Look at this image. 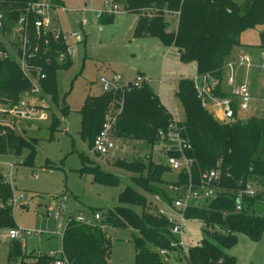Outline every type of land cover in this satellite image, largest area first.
<instances>
[{"label":"trees","instance_id":"1","mask_svg":"<svg viewBox=\"0 0 264 264\" xmlns=\"http://www.w3.org/2000/svg\"><path fill=\"white\" fill-rule=\"evenodd\" d=\"M31 1L0 0V14L6 18L1 34L9 39L5 46H0V106L13 108L22 101L31 105L34 99H42L43 102L47 99L48 106L40 108L53 112L60 108L57 73L72 66L65 45L29 26L25 65L31 70L26 72L16 56H11L17 52L21 57V43L18 38L14 39V33L21 14L27 12V3ZM114 1L123 6L126 13L138 17L134 39L155 38L162 46L174 48L182 64L196 65L199 78L221 79L232 53L242 46V35L264 27V0H245L242 4L234 0ZM55 2L60 4L58 0ZM172 15H177L178 26L176 31L169 32L166 18ZM261 41L264 49V33H261ZM6 55L9 57L3 58ZM43 75L45 78L40 79ZM29 77L39 80L41 92L37 97L31 96L33 84ZM228 95L216 93L222 98ZM120 97L123 98L121 109L113 115L117 116L113 127L115 138L155 148L160 143L159 133L167 132L174 119L149 86H133L115 93L87 97L81 110L82 139L93 148L94 140L111 116L108 114L111 103ZM176 98L184 112V121L177 124L191 146L186 157L194 161L190 172H178L177 181L167 182L165 174L173 171L168 164L151 159L148 165L117 161L115 167L131 174L134 185L121 194L120 206L102 214L100 221L79 224L73 219L67 223L62 234L61 256L68 264H111L112 246L104 232L105 227L129 228L137 233L133 235L135 264H167L158 250H172L174 237L170 233V225L150 208V202L137 187L171 203L170 195L156 185L183 186L192 181L199 186L207 181V175L212 171L221 176L216 198L201 203L186 214L189 221L199 220L205 225V237L200 246L189 247L188 258L178 255L174 260L184 259L187 264H235V259L225 251L237 244L238 235H245L253 242L261 240L264 234V118H239L233 124L220 123L202 107L192 79L179 81ZM53 113L50 130L55 131L61 126V121ZM69 113L65 106L62 114L67 116ZM7 120L11 126L0 124V155L18 157L23 149L29 148L30 155L25 164L30 165L34 146L15 134L16 118ZM165 156L180 157L171 151ZM82 172L92 175L94 182L101 185L113 187L119 184L118 178L104 173L98 166L88 167ZM249 182L255 185V197L246 195ZM12 195L10 185L0 173V205L4 206L0 210V228L5 230L17 228L12 207L8 204ZM132 206L143 208V214H137ZM238 206L242 208L240 212L237 211ZM95 214L97 212L93 217ZM8 258L9 264H52L57 257L28 255L21 242L11 241Z\"/></svg>","mask_w":264,"mask_h":264},{"label":"rangeland","instance_id":"2","mask_svg":"<svg viewBox=\"0 0 264 264\" xmlns=\"http://www.w3.org/2000/svg\"><path fill=\"white\" fill-rule=\"evenodd\" d=\"M58 1L66 10L65 13L59 10L62 29L68 33H78L83 39L78 45L71 41L72 66L57 73L60 108L54 109L53 112L61 121V126L55 131L50 130L54 113L41 110L40 107L48 106L45 99L41 105L38 104L39 112L33 120L17 118V124L14 126L15 134L34 146L32 163L25 164L30 155L29 148L23 149L18 157L0 155V173L10 185H16V189H11L13 195L10 198L11 202L13 196L18 199L17 206H11L16 227L31 233L21 241L25 252L36 257L46 255L54 258H59L62 254V234L69 221L80 215L86 220H92L94 213L102 216L120 206L121 194L127 187H132L133 183L131 174L115 167L117 161L142 162L148 165L151 159L156 163L167 164L166 153L162 149L157 151L156 148L152 149L141 142L120 141L116 138V149L108 156H100L82 139L81 110L87 97L102 95L100 78L119 74L124 80L132 82L146 71L151 78L148 86L160 97L163 106L176 123L184 120L183 109L176 98L178 82L181 79L194 80L197 77L195 64L183 65L176 53L163 48L157 39H134L137 16L122 10L108 18L110 22L99 21L98 14L105 9L109 0ZM234 1L242 4L245 0ZM112 18L114 20L111 23ZM166 23L167 30L173 31L176 19L166 18ZM261 33H264V27L245 32L241 37L247 48L246 53L254 65L253 69L243 73L245 81L242 83L248 85L253 101L247 112L240 113L241 120L251 117L264 118V49ZM8 40L0 39V46H5ZM33 81L36 84L38 79ZM122 100L121 97L115 98L111 103L109 115L119 112ZM65 106L70 110L67 116L62 114ZM43 115L46 118H43ZM12 117L8 107H0L1 125L11 126L7 119H14ZM158 146L160 144L156 147ZM11 165H15L14 171H11ZM95 166L118 178L119 184L113 187L101 185L94 182L92 175L82 172L83 169ZM177 178L178 172L175 171L164 176L167 182H175ZM156 187L164 189L170 195V185ZM137 188L150 202V208L155 211V196ZM21 197L23 200H20ZM3 208L4 206L0 205V210ZM131 209L139 215L144 212L143 208L137 206H132ZM186 226V241L190 243L188 246H200L205 237V225L197 220L190 221ZM10 230L12 229L0 228V264H9L11 241L7 238V233ZM104 232L111 241V264H135L133 235L137 233L129 228L111 227H105ZM153 250L157 251L156 248ZM225 252L235 259V264H264V234L259 242H253L245 235H238L237 244ZM163 258L167 264H187L184 259L175 261Z\"/></svg>","mask_w":264,"mask_h":264},{"label":"built area","instance_id":"3","mask_svg":"<svg viewBox=\"0 0 264 264\" xmlns=\"http://www.w3.org/2000/svg\"><path fill=\"white\" fill-rule=\"evenodd\" d=\"M27 12L21 14L16 31L14 33V39H19L21 43V57L17 52H13L17 58V62L20 63L23 69L28 72L31 70L25 65L26 48L28 45L27 29L29 26H33L38 33L49 34L53 37L55 42H61L67 48V55H71V41L78 45L82 42V37L78 33L66 32L61 28V22L59 17V10L66 12L63 5L57 4L55 0H32L27 3ZM125 11L124 7L115 3L114 0H109V3L105 5V9L98 14V19H108L115 14H119ZM126 12V11H125ZM6 24V18L3 14H0V31ZM102 32V29L99 30ZM0 57L2 54L0 53ZM6 55L3 58H8ZM262 59L264 60V50L262 52ZM254 67L252 59L247 55H241L238 57L235 64L227 63L225 65V71L228 69L229 74L225 76V73L221 79L212 78L210 76L197 77L195 81V89L198 100L201 102L202 107L211 112L215 118L222 124H233L239 119L238 112H247L252 102L251 92L246 83L237 84L236 69L250 70ZM28 69V70H27ZM260 69V68H259ZM264 71V69H263ZM29 76V75H28ZM30 78V77H29ZM45 75L40 79H44ZM31 79V78H30ZM33 84V90L31 96L37 97L41 92L39 86V80L34 83V78L31 79ZM151 83V78L139 75L134 81L128 82L124 80L123 76L114 74L111 77H102L99 80V84L103 93H115L122 91L125 88H129L132 84L138 88L148 86ZM229 88V89H227ZM227 93L228 97H217L216 93ZM43 100H33V103L29 105L27 102L22 101L16 107H8L9 114L13 118H21L26 120H33L36 117L38 104H42ZM3 107V106H0ZM219 107L221 109L222 119L219 120L214 112V108ZM236 108V111L234 110ZM236 112V113H235ZM43 118H46L43 115ZM117 116H109L104 125L102 131L94 140L93 151L100 156H108L112 151L116 149L115 136L113 135V127L116 123ZM160 146L155 147L156 150L162 149L164 153L176 152L180 155L179 158L167 157V164L171 170L175 172H181L186 170L188 173L194 163L192 159L186 157V153L191 150L189 141L183 136L182 129L178 126L177 122L171 124L167 132H160ZM11 171H14L15 165L10 166ZM7 183H10L7 180ZM12 183V182H11ZM221 184V176L212 171L207 175V181L196 186L190 181L187 185L176 186L171 185L169 188L171 203H167L160 196L153 198V204H157L156 213L159 217L165 218L170 225V233L174 237L171 243L172 250H159V254L162 257L171 258L174 260L175 256L180 255L181 258H188L189 246L186 241V225L190 221L186 218L187 212L199 206L201 203L212 201L216 198V192ZM13 186V188H12ZM11 189H16L15 184L10 185ZM255 185L249 182L246 190V195L249 197L256 196ZM241 195L239 194V198ZM23 200V197L20 198ZM10 206H17L18 199L10 201ZM165 205V206H164ZM162 206V208H158ZM242 210L241 206L237 207V211ZM59 217V214H57ZM102 219L101 214L97 213L93 217V221H100ZM79 224L90 222L91 219L86 220L82 215L75 218ZM220 232V228L217 227ZM31 233L14 228L7 233V238L10 241H22L24 238L29 237ZM53 264H68V262L60 256L56 258Z\"/></svg>","mask_w":264,"mask_h":264},{"label":"crops","instance_id":"4","mask_svg":"<svg viewBox=\"0 0 264 264\" xmlns=\"http://www.w3.org/2000/svg\"><path fill=\"white\" fill-rule=\"evenodd\" d=\"M169 17H172V18H175L176 19V24H175V28L173 29V31H169V32H174V31H176V29H177V26H178V17H177V15H172V16H168L167 18H169ZM110 19V18H109ZM113 20H114V18H113ZM107 21H109V20H107ZM138 21V20H137ZM136 26V25H135ZM62 28V27H61ZM64 30V29H63ZM4 38V36H2V34H1V31H0V39H3ZM147 40L148 39H150V38H146ZM146 39H139V40H146ZM152 39H155V38H152ZM158 40V39H157ZM3 41V40H2ZM158 42L160 43V41L158 40ZM160 45H161V43H160ZM245 44L244 43H242V46L241 47H239V48H236L235 50H234V52L232 53V55H231V57L229 58V60H228V62L227 63H231V64H235L236 63V61H237V59H238V57L239 56H241V55H247L248 53H246L247 52V48H245ZM163 48H166V47H164V46H162ZM166 49H168V50H170V52H171V50H173L174 51V53H176V50L174 49V48H166ZM176 55V54H175ZM11 56H15V54L14 53H11ZM248 56V55H247ZM176 57H177V55H176ZM178 58V57H177ZM16 60H17V58H16ZM179 60V59H178ZM183 65H185V64H183ZM253 69V68H252ZM244 71H246V72H248L247 70H243V69H236V78H237V84H241L243 81H245L244 80V77H243V73H245ZM250 71V70H249ZM146 72V71H145ZM142 73L141 75H144V76H146L147 75V73ZM146 74V75H145ZM229 74V70L227 69L226 71H225V76L226 75H228ZM147 77H148V75H147ZM162 78V77H161ZM196 78L197 77H195L194 78V80H196ZM180 81V80H179ZM179 83V82H178ZM99 86H100V84H99ZM101 87V86H100ZM102 89V88H101ZM227 89H229V88H227ZM102 94H103V92H102ZM101 95V94H100ZM251 96H252V94H251ZM160 98V97H159ZM161 100V99H160ZM252 101H253V96H252ZM240 113H245V112H238V116L240 117ZM174 121V120H173ZM184 121V120H183ZM182 121V122H183ZM175 122V121H174ZM178 123V122H177ZM29 129L31 128V124H29V127H28ZM187 227V226H186ZM189 245H190V243H188Z\"/></svg>","mask_w":264,"mask_h":264},{"label":"water","instance_id":"5","mask_svg":"<svg viewBox=\"0 0 264 264\" xmlns=\"http://www.w3.org/2000/svg\"><path fill=\"white\" fill-rule=\"evenodd\" d=\"M132 87H133V85L130 84V85H129V88H132ZM214 112H215L216 117H217L220 121L223 120V119H222V114H221V109H220L219 107L214 108Z\"/></svg>","mask_w":264,"mask_h":264}]
</instances>
